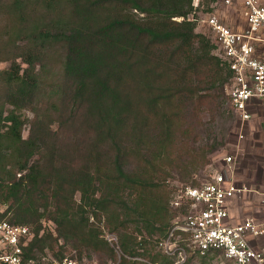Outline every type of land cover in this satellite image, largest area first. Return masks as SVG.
<instances>
[{
    "label": "trees",
    "instance_id": "obj_1",
    "mask_svg": "<svg viewBox=\"0 0 264 264\" xmlns=\"http://www.w3.org/2000/svg\"><path fill=\"white\" fill-rule=\"evenodd\" d=\"M194 3L0 0V62H10L0 68V220L31 227L25 261L44 264L49 251L61 260L67 245L116 259L90 221L102 215L119 232V264L177 260L158 247L189 211L172 207L169 179L183 168L200 185L192 170L216 148L188 143L207 127L200 116L184 127L180 103L218 112L223 95L233 111L224 92L231 68L197 30L219 0ZM219 255L194 251L186 264Z\"/></svg>",
    "mask_w": 264,
    "mask_h": 264
},
{
    "label": "built area",
    "instance_id": "obj_2",
    "mask_svg": "<svg viewBox=\"0 0 264 264\" xmlns=\"http://www.w3.org/2000/svg\"><path fill=\"white\" fill-rule=\"evenodd\" d=\"M194 4L198 6V2ZM220 4L240 12L245 25L234 28L218 7L202 14L198 24L208 28L217 45L215 52L228 62L233 75L225 91L234 113L247 122L255 103L264 101V0H219ZM223 161V169L209 180L182 186L171 201L174 208L189 206L188 213L178 217L169 234L158 242L163 253L176 256L173 264H186L194 251L201 255L220 251L219 257L226 264H264V213L239 216L233 212L238 200L256 192V188L239 181L234 154H225ZM259 193L264 205V192ZM32 237L30 226L0 220V264H38L24 257V247ZM107 239L121 258L118 237L109 234ZM49 264L99 263L65 255Z\"/></svg>",
    "mask_w": 264,
    "mask_h": 264
},
{
    "label": "rangeland",
    "instance_id": "obj_3",
    "mask_svg": "<svg viewBox=\"0 0 264 264\" xmlns=\"http://www.w3.org/2000/svg\"><path fill=\"white\" fill-rule=\"evenodd\" d=\"M198 1L199 0H194V2ZM229 11H232L229 14L233 17L238 16V13H234V9H231ZM197 30L206 34L209 33L208 28L205 27L203 23L198 24ZM9 65L10 62L8 61L0 62L1 69L8 68ZM225 85L224 92L227 96ZM217 93L218 92H216V94ZM45 97L46 96L39 98V106L41 107V109L43 107V104L46 103ZM220 100L222 101V105L221 109H219L218 112L214 111L215 104H208V107L205 105H202V107H200L192 101H187L186 99L180 103L182 111L185 114L182 116V123L184 127L187 128L188 124H190L191 122L192 124H194L193 121L196 120V118L199 116L201 117L202 123L205 124L204 126L207 127L206 130L198 129L196 133L193 132L195 139L190 138L188 143L190 145L198 147L208 142V148H210L209 151L213 147H216L214 151H212L211 153L206 152L204 155L203 159L209 160V163H206L204 165L202 163V167L199 166L198 170H192V179H195L200 183L208 180L216 171H220L221 169H223V156L225 154L232 153L236 158L237 171H239V181L245 182L249 186H253L257 189H263L264 182L261 181L263 160L261 159L264 154V113L262 115H255L254 118H252V121L242 122L234 113V111L231 110L228 99L224 98L223 95H220ZM22 112L24 117L28 119L23 131V136L26 138L29 135L31 129V120L34 117V114L32 112V108L24 109ZM214 115L215 120L213 117ZM213 120V124L210 125V122H212ZM183 170V168H176L173 170L172 177L169 179L172 192L174 191L176 193L182 186L193 184L191 177L187 176L186 178H184L185 176ZM249 195L251 194H248L246 196V199L248 201L257 202L254 196L250 198ZM76 199L80 200L79 194H77ZM0 208L3 210L4 206H0ZM249 212L250 211H247L245 213L248 214ZM93 220L94 218L92 217L90 221L95 223L102 231L101 237L104 238L108 246L114 250L111 242L107 239V236L109 234H114L118 237L119 240V232L109 229L106 222V215H102L100 221ZM131 227L133 226L131 225ZM64 253V256H73L74 258L80 260L97 262L99 264H119L120 261V258L116 251V259H114L113 257L111 258L110 251H107L105 249L93 250L87 247L83 249L67 245ZM221 258L222 257L215 258L209 264H226L224 263L225 261L221 260ZM51 260H53V255L49 251L48 255L41 259V262L44 264H49ZM192 264H201V262L196 259ZM206 264H208V262Z\"/></svg>",
    "mask_w": 264,
    "mask_h": 264
},
{
    "label": "crops",
    "instance_id": "obj_4",
    "mask_svg": "<svg viewBox=\"0 0 264 264\" xmlns=\"http://www.w3.org/2000/svg\"><path fill=\"white\" fill-rule=\"evenodd\" d=\"M233 8H226L223 4H220L218 6V10L219 12H221L224 16V18H226V21L232 25L234 28L236 29H241L245 23H244V19L242 18L240 12H238L237 10H235L234 13H238V16H232L229 13H231L232 11H229ZM227 13V14H226ZM252 117L249 121H252V118H254V116L259 115V114H263L264 113V101H258L255 103V105L253 106L252 109ZM247 121V122H249ZM263 160V169H262V173H261V181L264 182V154L262 159ZM264 184V183H263ZM264 192V187L263 189H257L256 188V192H254V194L249 195L250 198H252L254 196V198L256 199L257 202H253V201H248L246 198L244 197L240 200H238V205L236 208H233V212L235 214H238L239 216L242 215H246L245 212L250 211L249 213H264V205L262 204V202L260 201L262 198V195L259 192ZM259 201V203H258ZM254 206V208H253Z\"/></svg>",
    "mask_w": 264,
    "mask_h": 264
}]
</instances>
